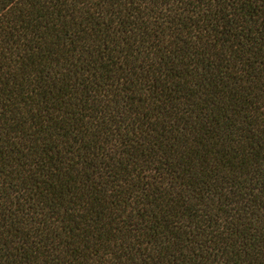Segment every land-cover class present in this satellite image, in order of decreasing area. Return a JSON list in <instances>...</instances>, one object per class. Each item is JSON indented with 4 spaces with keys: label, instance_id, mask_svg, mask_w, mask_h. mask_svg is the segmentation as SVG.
Here are the masks:
<instances>
[{
    "label": "trees",
    "instance_id": "16d2710c",
    "mask_svg": "<svg viewBox=\"0 0 264 264\" xmlns=\"http://www.w3.org/2000/svg\"><path fill=\"white\" fill-rule=\"evenodd\" d=\"M0 264H264V0H0Z\"/></svg>",
    "mask_w": 264,
    "mask_h": 264
}]
</instances>
